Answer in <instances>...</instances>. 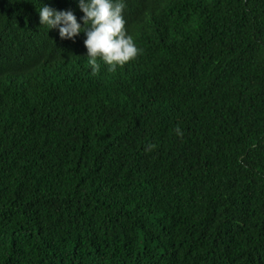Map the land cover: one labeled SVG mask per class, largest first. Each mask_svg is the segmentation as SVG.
<instances>
[{"label": "trees", "instance_id": "obj_1", "mask_svg": "<svg viewBox=\"0 0 264 264\" xmlns=\"http://www.w3.org/2000/svg\"><path fill=\"white\" fill-rule=\"evenodd\" d=\"M41 3L83 15L0 0V264H264V0L126 4L89 84Z\"/></svg>", "mask_w": 264, "mask_h": 264}, {"label": "clouds", "instance_id": "obj_2", "mask_svg": "<svg viewBox=\"0 0 264 264\" xmlns=\"http://www.w3.org/2000/svg\"><path fill=\"white\" fill-rule=\"evenodd\" d=\"M136 0H77L78 8L83 13L80 18L71 10H57L41 3L37 10L39 25L47 31L57 29L61 39H71L69 42H81L86 53L84 58L75 60L85 76L82 83L100 79L92 78L100 69L102 75H108L118 67L133 60L141 52L137 47V31L124 20L123 10L126 4ZM82 32V36L73 39ZM73 63L69 67L72 70ZM177 137L182 136L179 125L173 127ZM155 148L152 143H146L144 151Z\"/></svg>", "mask_w": 264, "mask_h": 264}]
</instances>
